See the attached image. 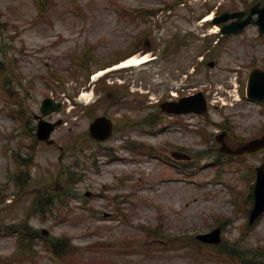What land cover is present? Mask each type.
Segmentation results:
<instances>
[{"label": "rangeland", "instance_id": "rangeland-1", "mask_svg": "<svg viewBox=\"0 0 264 264\" xmlns=\"http://www.w3.org/2000/svg\"><path fill=\"white\" fill-rule=\"evenodd\" d=\"M162 2L0 0V24L4 26L0 32V60L9 65L10 54H16L17 59L21 54L25 55L17 60L20 66H25L24 71L14 67L12 72L17 76L13 89L20 93L21 101L26 104H22L24 112L33 118L45 95H52L63 102V108L52 113L51 117L52 120L61 118L63 123L52 134L55 143L48 145L33 142L25 137L26 134L17 132L19 128L22 129L21 124L11 114L7 95L0 94V264H223L207 258L194 259L189 252V245L178 244V241L183 236L207 231L221 216H232L235 210L231 202V187L233 195H237L236 190H239L240 198L244 196L248 179L242 175L251 163L258 161L262 153L247 157L248 166L242 164L237 167L234 161L225 162L222 167L209 164L210 160L217 157V151L213 148V151L205 152L207 145L201 143L202 135L197 127H202L207 133H217L220 129L211 121L218 122L227 114L234 124L235 132L250 135L264 123L262 107L243 100L234 115L223 109L211 108L204 117L186 116L191 123L189 130L162 131L161 127L165 123L161 121L151 128L142 126L141 129L125 131L120 124L127 121L131 125L133 119L121 116L125 111L120 110L119 103L110 107L109 100L103 98L95 112L101 113L108 105V115L114 121V134L100 143L88 134L90 117L87 113L90 109L86 111L74 105V101L85 103L79 94L89 93L92 86H89L90 76L85 77L90 72L82 71V66L77 62L86 61L90 63L89 69L93 70L99 68L102 62L127 53L135 43H140L138 39L142 40V37H139V33L148 23L133 15V12L141 6L159 7ZM201 2H193L194 11L201 10ZM240 2L244 0H236V3ZM165 13L161 16L165 22L164 28L156 30L164 39L165 36L171 38L173 35L184 37L188 29L196 37L207 34L203 26L189 19L192 16L190 9L178 10L174 16H171L174 12H170L169 17ZM216 29V26L209 25L206 30L213 33ZM146 33L149 34L150 30ZM209 37H206V41ZM214 39L210 38L209 46H212ZM205 45L202 39L190 41L185 58L183 52L174 54L175 63L188 68L186 79L191 86L226 84L234 71L245 77L254 61L264 67V36H259L253 26H249L243 34L222 40L220 47L211 53L216 59L215 66L211 68L199 63ZM17 46L20 51H11ZM154 65L156 68L157 65L163 67L164 62L159 64L157 61ZM194 65L199 69L197 67L190 73ZM176 67L174 64L169 72L172 83L179 84ZM153 69L148 64L111 71L94 83H97L96 88H110L124 80L128 84L126 91L132 98L138 92L135 90L137 85L143 89L152 87ZM95 97L96 92L92 93L89 101L92 102ZM144 98L147 96L141 93V99ZM129 101L134 105L135 99ZM148 111H154V115L155 106L148 108ZM123 134L157 148L168 146L169 149L163 150L169 156L174 146L178 145L177 142L187 145L194 159L200 158L202 150H205L204 156L196 168L193 164L189 165L190 170H195L190 176L187 175L190 172L167 164L163 159L164 152L159 157L132 153V158L136 155V160H126L122 158L128 153L122 147L127 139ZM106 147L108 149H104ZM17 153H29L34 158L29 186L18 192V186L14 187V179L10 175L17 165L13 157ZM60 179H71L75 183H69L74 194L70 204L64 208L66 219L59 220L47 215L44 219L34 217L30 221L37 227H46L49 236L69 235L79 248L78 251L73 257L58 262L40 242L35 245L34 251L21 254L16 250L15 236L1 234L2 229L8 222L24 215L31 195L45 192L46 189H49V195H53L57 191L50 188L51 184L61 190L62 186L58 185ZM87 191L89 195H86ZM64 209L61 211L65 212ZM118 209L125 213L121 214ZM243 221V216L239 215L226 222L224 239L233 241L240 238L243 245L248 247L264 245V215L252 225L245 237H239ZM153 226H159L168 233L167 236H160L168 247L142 240L140 231ZM169 234L175 235L173 241L177 244L168 238Z\"/></svg>", "mask_w": 264, "mask_h": 264}, {"label": "water", "instance_id": "water-1", "mask_svg": "<svg viewBox=\"0 0 264 264\" xmlns=\"http://www.w3.org/2000/svg\"><path fill=\"white\" fill-rule=\"evenodd\" d=\"M255 9L252 10V12H254ZM259 13V17L257 22L260 24V29L261 31H264V6L258 10ZM236 15L239 13H235ZM233 15V14H232ZM232 15H225L224 19L228 16H232ZM248 20L243 21L242 23H238L235 22L233 23L236 26V29L234 31H237L239 27L243 26L245 23H247ZM251 78H255L258 82L263 83V91H261L260 89L255 90L256 93H253V96H259L261 99L264 100V72H260L258 70H253L251 73ZM198 107V102L193 98V97H189V98H184L175 108H170V110H177V111H182V110H192V109H197ZM107 121L104 119V117H98L93 123H91L90 129L91 132L95 135V136H100V137H104L108 130L106 128V126L104 125V123H106ZM264 145V135L262 138L257 139L255 141L250 142L248 145H246L247 147H251V146H257V145ZM264 168V165L260 168H258V182L256 185V193H260V192H264V173L262 172V169ZM262 197L264 198V193H262Z\"/></svg>", "mask_w": 264, "mask_h": 264}, {"label": "bare ground", "instance_id": "bare-ground-1", "mask_svg": "<svg viewBox=\"0 0 264 264\" xmlns=\"http://www.w3.org/2000/svg\"><path fill=\"white\" fill-rule=\"evenodd\" d=\"M145 57L138 59L137 56L132 57L130 59L122 61L118 66H127V65H137L139 62H141ZM116 66V67H118Z\"/></svg>", "mask_w": 264, "mask_h": 264}]
</instances>
